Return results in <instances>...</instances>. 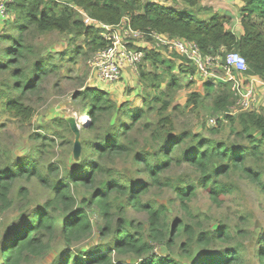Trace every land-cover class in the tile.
I'll return each instance as SVG.
<instances>
[{"label": "trees", "instance_id": "16d2710c", "mask_svg": "<svg viewBox=\"0 0 264 264\" xmlns=\"http://www.w3.org/2000/svg\"><path fill=\"white\" fill-rule=\"evenodd\" d=\"M165 1L174 5L182 3L185 7L177 9L153 0L8 1L11 18L5 20L8 28L0 34V42L5 44L0 48V72L6 71L14 81L1 84L8 85L18 96L7 99L6 109L21 121H28L34 115L23 95L34 92L47 72L44 45L37 42L40 36L56 31L74 38L83 37L91 53L105 47L107 41L99 34L100 29L86 25L85 16L108 25L127 18L131 27L145 33L154 31L193 41L203 55L223 56L228 51H237L246 59L247 70L243 74L256 75L264 81V30L254 22L255 17L264 18V0H239L243 3L242 34L226 28L230 20L216 11L206 19L197 17L192 9L202 0ZM146 40L153 41L149 35ZM126 46L144 53L137 73L138 85L146 91L141 93V102L136 105L129 101L119 103L98 86H85L76 93L86 103L91 118L84 127L89 135L78 139L81 158L76 165L70 168L64 163L43 165L42 157L54 147L56 139L39 133L31 136L38 141L33 151L36 156L0 160V214L13 202L9 195L15 179L34 178L51 193V198L35 208L20 205V217L13 223L4 227L0 220V264H33L35 258L44 257L51 249L55 229L61 230L67 244L81 238L92 239L91 210L100 221L95 225L97 241L86 249L71 248L62 259L55 258L51 264L246 263L244 246L238 243L225 251L205 250L211 242H228L232 234L226 224L212 231L196 230L184 218L170 221L165 204L144 201L143 196L151 188H168L186 210L195 184H185L180 178L166 175L170 167L182 164L195 169L198 183L214 201L219 195L232 192V185L220 180L231 171L248 179L264 194V169L260 165L264 156V109H238L230 113L237 98L233 82L204 78H201L205 80L203 92L190 91L183 105L173 104L174 91L183 85L173 73L176 63L165 57L161 49H147L131 42ZM169 54L178 57L180 72L197 74L185 57L175 52ZM31 58L34 61L29 67L26 62ZM158 68H161L159 73ZM162 70L168 78L162 77ZM165 79L168 81L164 90L161 84ZM198 106L206 107L210 115L221 116L213 127L203 122L202 127L209 135L188 128L178 131L173 110H193ZM223 120L229 126V136L212 137L220 132ZM58 137L63 134H57ZM67 143L74 152L75 140L67 138ZM117 157L129 159L134 173L145 175V180L121 175L114 167ZM73 188L83 189L85 195L79 200ZM17 195L26 199L27 189L19 187ZM130 208L145 212L146 228L127 219ZM180 238L183 241L177 243ZM258 242L254 256L258 264H263L264 236Z\"/></svg>", "mask_w": 264, "mask_h": 264}, {"label": "rangeland", "instance_id": "374dc122", "mask_svg": "<svg viewBox=\"0 0 264 264\" xmlns=\"http://www.w3.org/2000/svg\"><path fill=\"white\" fill-rule=\"evenodd\" d=\"M153 1H161L177 9L185 7L182 3L174 5L172 2L165 0ZM241 8H243V3L239 0H202L192 11L197 17L205 19L216 11L230 20L225 24V27L239 34L237 29L242 28L240 21L242 15ZM9 18H11L10 13L0 22V34L8 28L5 20ZM254 22L261 27V30H264V18L255 17ZM37 42L42 43V46L44 45L42 53L44 54L43 58L46 60L47 72L34 92L27 91L23 95L25 104L34 110V115L30 120L21 121L6 109L7 99L17 97L18 93L11 92L8 85L1 84L3 81L12 82L14 80L8 76L6 71L0 72V160L9 161V159L17 156L33 154L38 141L32 139L31 136L34 133H39L56 139L54 147L43 155V165L46 166L48 163L54 162L61 166V163H64L66 167L70 168L79 162L81 155L73 152L71 144L68 145L67 143V138L78 141L82 135H86L87 137L89 132H86L84 127L91 121L86 112V103L81 101L80 96H76L78 95L76 93L82 91L85 86H98L106 90L117 102L129 101L130 104L136 105L141 102V93H144L146 89L143 90L144 86L142 88L139 87L140 80L138 73L130 71L131 77L129 78H123L124 71L121 78L115 82L103 83L98 81L91 74L87 64L95 51L92 53L88 52V47L84 44L83 37L74 38L72 35L54 31L40 36ZM2 46H5V44L0 42V48ZM76 49L83 50L77 51ZM165 54V57L171 58L176 63L173 73L176 75L179 83L183 84L174 91L173 104L183 105L190 91L197 89L200 93L203 92V82L205 80L196 74L197 79L201 80L197 87V80L189 78L194 74L179 71L178 57L174 54ZM33 61V58H31L29 62H23H26L31 67ZM156 71L158 73L161 72V68H158ZM215 72V77L212 78L215 82L220 80L227 81L229 76L232 75L234 80L241 82L242 85H249L245 79L249 74L240 75L232 69L229 71L218 69ZM162 73V77L168 78L163 70ZM167 81V79L163 80L161 89H166ZM251 84L253 85L254 83L252 82ZM1 89H5L6 91L2 92ZM251 95H253L250 98L251 107L264 109L263 107H257L258 103L255 105L257 99L255 89ZM204 101H206L207 105L210 104L207 100ZM171 114L178 131L188 128L205 135H209V133L202 127L203 122L205 121L207 127H213L216 125V118L221 117L220 115H215V113L210 115L206 107L201 108L200 106L193 110L184 109L181 111L176 109ZM152 117L154 118V116ZM73 128L74 131L72 130ZM69 129L72 130L70 134ZM57 134H63V137L57 138ZM227 135L229 136V126L226 120H223L220 132L212 134V137L218 139L224 137L226 139ZM33 155L36 156V154ZM260 165L264 169V156ZM114 167L121 175H129L130 177L127 178L131 180H145L146 178L145 175L134 173V167L131 165L129 159L117 157ZM166 175L173 179L180 178L185 184H195L194 194L187 200L186 210L181 207L175 193L168 188L162 190L151 188L143 196L144 201L150 200L158 204H165L168 208L167 213L170 221H173L175 218H184L196 230L212 231L216 230L220 225L226 224L232 234L228 242H211L206 246L205 250L213 251L220 249L225 251L227 247L232 248L233 245L238 243L244 246L245 264H258L254 256V249L260 245L258 242L259 237L264 236V194L259 193L252 182L231 171L229 176H223L220 180L230 183L232 185V192L219 195L217 200L214 201L208 190L198 183V173L194 168L186 164L173 165L166 171ZM19 187L27 189L26 199H21L17 195ZM73 191L79 200L85 195L83 189L73 188ZM9 196L13 198V202L11 206L0 214V220L4 224V227L20 217V205L27 204L28 209L35 208L44 203L48 198H51V193L34 178L28 180L20 178L13 181ZM90 217L94 224L92 239L81 238L67 244L62 238L61 230L55 229L54 236L50 240L51 249L44 257L35 258L33 264H51L55 258L62 259L71 248L77 251L76 249H86L89 245H93L98 238L95 225L99 224L100 221L93 210L90 212ZM126 217L135 223L141 224L143 228L147 226V216L143 211H136L130 208L126 212ZM181 241H183L182 238L177 243H181ZM198 250L199 253L202 252L201 249ZM157 251L158 248L154 250L155 253ZM112 257L116 259V255L113 254Z\"/></svg>", "mask_w": 264, "mask_h": 264}, {"label": "built area", "instance_id": "2783aa9c", "mask_svg": "<svg viewBox=\"0 0 264 264\" xmlns=\"http://www.w3.org/2000/svg\"><path fill=\"white\" fill-rule=\"evenodd\" d=\"M0 0V22L8 16L7 2ZM86 25H92L100 29L99 34L106 42L105 47L97 50L88 60L90 72L95 78L103 83L115 82L121 78L124 71L138 72V64L142 61L143 51L128 49L126 44L131 42L136 46H145L147 49H161L164 53L175 52L187 59L196 69V73L204 79L215 77L218 69L233 71L243 74L247 70L245 57L237 51H228L223 56L219 54L203 55L198 45L193 41L180 37H170L168 34L151 31L145 33L131 27L127 18L119 23L108 25L89 16L84 17ZM146 35L152 37L153 41L146 40ZM228 80L233 82L236 100L231 107L230 113L240 110L255 109L251 107L250 98L253 97V85H242L241 82L229 76Z\"/></svg>", "mask_w": 264, "mask_h": 264}, {"label": "crops", "instance_id": "0c3cea01", "mask_svg": "<svg viewBox=\"0 0 264 264\" xmlns=\"http://www.w3.org/2000/svg\"><path fill=\"white\" fill-rule=\"evenodd\" d=\"M237 32L239 33V34H242L243 33V29L241 28V29H237ZM180 63V62H179ZM129 77H131V74L129 73V70H126L125 72H124V74H123V78L125 79V78H129ZM190 79H192V80H197V82H196V86L198 87L199 86V83L201 82V80L199 81L197 78V76H196V74L195 75H191L190 77H189ZM189 79V80H190ZM246 82L247 83H254L253 84V86H254V89H255V92H256V104L255 105H257V103H258V106L257 107H263L264 108V81L263 80H261L258 76H256V75H248V76H246ZM197 90V89H196ZM200 92V91H199ZM256 109V108H255Z\"/></svg>", "mask_w": 264, "mask_h": 264}, {"label": "water", "instance_id": "95a60500", "mask_svg": "<svg viewBox=\"0 0 264 264\" xmlns=\"http://www.w3.org/2000/svg\"><path fill=\"white\" fill-rule=\"evenodd\" d=\"M72 130L74 131V128H73ZM74 148H75L74 153H75V154L78 153V149H79V143H78V141H75V143H74Z\"/></svg>", "mask_w": 264, "mask_h": 264}]
</instances>
